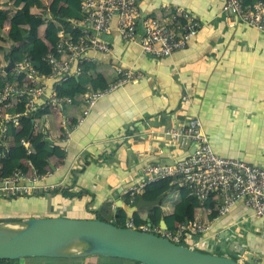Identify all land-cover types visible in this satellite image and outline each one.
I'll return each instance as SVG.
<instances>
[{
    "label": "crops",
    "instance_id": "1",
    "mask_svg": "<svg viewBox=\"0 0 264 264\" xmlns=\"http://www.w3.org/2000/svg\"><path fill=\"white\" fill-rule=\"evenodd\" d=\"M44 2L48 5L51 0ZM224 2L140 0L142 18L157 14L163 4H172L195 12L202 21L203 28L188 46L166 57L145 54L139 38L126 41L115 29L102 36L112 50L88 52L92 60L83 65L81 75L96 80L98 87L89 83L85 93L114 84L118 80V66L143 76L112 89L87 113L85 93L82 98H74L75 102L72 98L73 103L67 102L62 109H49L50 106L38 109L36 125L32 122L30 127L33 134L46 128L47 136L66 150L64 157H47L41 165L53 170L48 181H62L64 185L56 192L43 193L40 198L35 194L24 197L19 208L26 210L27 206V211L36 213L33 216L81 219L95 218L96 212L101 211L112 220L117 209L123 208L116 206L119 201L130 206L137 203L130 201L125 190L142 184L147 165L160 163L162 158L179 159L183 155L185 149L171 142L166 131L187 124L193 117L202 121L203 131L218 154L264 167V33L240 22L235 15L224 13ZM27 6L34 12L47 8L40 7V0H33ZM49 10L51 12V8ZM52 18L51 12L46 19ZM69 19H75H67L72 30L79 31ZM61 31L68 38H78L80 34L75 31L77 37L66 36L65 31ZM50 41L47 38L45 43L48 49L52 47ZM6 47L7 54L11 46ZM35 51L39 53L38 45ZM46 100L45 97L40 103L43 105ZM27 128L24 127L22 133L27 132ZM68 131L69 139L63 141V134ZM13 150L17 156L12 158H19L27 165L28 155L23 149ZM38 155V158L47 156V152ZM173 179L156 189L143 188L137 197L143 195L148 200L163 197L160 203L168 214L183 192V189L172 191L171 187L179 182ZM81 191L82 197L71 196ZM210 198L216 203V211L212 207H199L194 211L193 219L210 221L212 225L209 233L197 237L200 249L246 262L245 254L240 253L245 250L252 253L254 264H264L262 219L242 200L228 213L220 215L217 211L219 195ZM149 207L136 211L147 223ZM83 213L85 216H78ZM160 224L168 227L164 215ZM31 258H21L22 261L15 264L39 263ZM100 261L101 264H120L98 258L75 263L99 264Z\"/></svg>",
    "mask_w": 264,
    "mask_h": 264
},
{
    "label": "built area",
    "instance_id": "2",
    "mask_svg": "<svg viewBox=\"0 0 264 264\" xmlns=\"http://www.w3.org/2000/svg\"><path fill=\"white\" fill-rule=\"evenodd\" d=\"M139 2L140 0H82L80 7L84 18L69 19L73 28L80 31L78 38L65 37L61 31L59 39L51 40L52 47L45 53L0 60V196L56 192L64 185L62 181H48L54 174L51 168L37 169L29 160L28 169L17 168L13 173H4L7 166L3 162L13 155L17 142L26 155L34 151L32 129H25L27 132L17 138L11 133V128L20 133L30 123L36 125L35 114L41 107L62 109L67 102H72L70 97H60L58 90L63 82L82 74L83 65L92 60L87 55L90 50H112L111 45L102 38L103 35L115 29L126 41H134L142 36L138 41L145 54L166 57L186 48L203 28L202 21L195 12L172 4H163L160 12L144 18L142 23ZM222 11L235 15L240 22L264 33V0H225ZM114 19L115 27L112 26ZM142 24L144 30L140 35ZM11 60L14 66L7 70ZM116 72L118 80L114 84L85 93L86 113L112 89L143 76L120 66L116 68ZM9 75L15 79L10 80ZM45 97L47 100L42 105L40 102ZM14 108L15 112L12 111ZM82 121L83 118L79 120ZM47 132L46 128L41 129L45 137ZM166 134L171 142L185 151L195 145V152L174 165L159 162L147 165L142 184L125 190L130 201L134 202L141 189L148 185L176 178L199 198L201 204L210 197L219 195L217 211L220 215L228 213L237 201L242 200L262 219L264 236V167L218 154L204 133L202 121L198 117H193L187 124L168 129ZM69 135L68 131L62 140H68ZM54 144L59 143L53 142L51 145ZM64 151L66 152L65 149ZM126 227L157 234L178 245L187 243L188 247L200 250L201 242L197 237L209 233L212 225L210 222L189 219L176 230H171L152 223L137 225L132 217L128 218Z\"/></svg>",
    "mask_w": 264,
    "mask_h": 264
},
{
    "label": "water",
    "instance_id": "3",
    "mask_svg": "<svg viewBox=\"0 0 264 264\" xmlns=\"http://www.w3.org/2000/svg\"><path fill=\"white\" fill-rule=\"evenodd\" d=\"M144 18H141L142 23ZM115 23L116 19L113 20V27ZM142 30H144L143 24ZM13 66L14 63L11 60L7 70ZM45 139L47 142H53L47 136ZM195 148V145L191 146L179 159L162 158L160 163L174 165L184 161L195 152ZM162 198L148 200L140 195L133 206L124 204L122 201H119L116 206L123 207L128 218H134L136 211L145 206L159 204ZM114 216L116 217V212ZM163 228L168 229L167 226ZM240 253L245 254L246 262L232 256L178 245L154 233L120 227L94 218L33 216L0 221V259L105 256L138 261L143 264H254L252 253L245 250Z\"/></svg>",
    "mask_w": 264,
    "mask_h": 264
},
{
    "label": "trees",
    "instance_id": "4",
    "mask_svg": "<svg viewBox=\"0 0 264 264\" xmlns=\"http://www.w3.org/2000/svg\"><path fill=\"white\" fill-rule=\"evenodd\" d=\"M3 2L0 3V50L3 49V43L11 40L13 44L10 47L9 52L3 55V60L6 61V58H23L27 54L37 55L39 53H45L48 48L45 46V43H42L39 39V29L42 26H45V35L46 38L50 40H57L58 33L61 30L65 31L66 36H70L74 34L77 37L78 30H72L71 24L68 23L67 19H77L82 20L84 18L83 12L80 10L81 0H51V12L53 13V18L51 20H47L45 17L41 15V13L34 12L32 9L28 8V3L33 0H1ZM40 7L45 8L46 4L44 0H40ZM26 12V13H25ZM12 15H11V14ZM79 32V31H78ZM18 36L20 37L18 40ZM37 45L39 46V53L36 50ZM8 78L10 80H14L15 77L9 75ZM96 80L92 78H87L85 75H80L79 77L71 78L69 81L63 83L62 87L60 88L58 95L61 97H71L73 98V102H75L74 98L77 96L81 97L87 91V85L91 83L94 87H98ZM1 84V80H0ZM97 90V89H95ZM72 102V103H73ZM85 103V101H84ZM23 109V106H21ZM51 109V107H49ZM13 112L16 109H12ZM40 113V112H39ZM41 114V113H40ZM38 117V114H35ZM42 116V115H41ZM40 116V117H41ZM29 127L26 130H29ZM15 128H11V133L15 134L17 138L22 135V131L20 133H16ZM65 134H63V137ZM32 137V145L34 148L33 153L28 155V160L32 162V164L37 168L40 169L43 167L41 162L46 160L47 157H54L57 156L62 158L65 156L66 152L63 150V147L54 144L51 145L49 142L46 141L45 135L38 131L36 134L31 133ZM14 149H21L19 142ZM23 151V150H22ZM46 151V155H42L40 158L38 153ZM24 152V151H23ZM13 150V155L10 158L4 160V165L7 166V170H4V173L13 171L17 168L28 169L27 165L20 161L19 158H12L16 157ZM50 166H48L49 168ZM173 178L164 179L158 183H154L148 185V189H156L164 184H167L170 181H173ZM57 181V180H56ZM172 191L174 190H182V198L178 199L174 204L173 209L168 213L165 214L161 203L150 206L149 208V217L150 223L153 225H161L160 220L162 215H164L166 223L168 225V229L176 230L181 224L185 223L189 219L194 218V211L199 207H212L216 211V203L215 201H210L207 199L204 204L200 203L199 198L190 191L184 183L181 181L177 182V184L171 187ZM69 192V191H67ZM45 194V193H44ZM34 196H38L39 198L43 196L42 193L35 194ZM72 197H82L83 192H78L77 194H71ZM26 196H0V210H10L8 212L0 211V214L7 215L8 218H20V217H30L36 213H31L26 206V210L19 208L24 203L23 200ZM139 196L137 199L132 202L136 203L138 201ZM22 200V201H19ZM27 204V201H26ZM216 214V213H213ZM97 215L94 219H100L102 221L111 222L120 227H126L128 217L126 211L123 208L117 209L116 217L112 220L106 218L101 211H97ZM192 217V218H191ZM134 221L137 225L146 224L147 220L142 218L139 212H136L134 215ZM210 222V221H204ZM187 246V243H183ZM49 258V259H48ZM93 258L98 259H106L109 262L113 263H120V264H143L138 261L116 258V257H105V256H93V257H84V258H60V257H33L31 259L39 261L37 264H73L79 261H88ZM22 261L21 259L11 260V259H0V264H15L17 262ZM77 264V263H75Z\"/></svg>",
    "mask_w": 264,
    "mask_h": 264
},
{
    "label": "rangeland",
    "instance_id": "5",
    "mask_svg": "<svg viewBox=\"0 0 264 264\" xmlns=\"http://www.w3.org/2000/svg\"><path fill=\"white\" fill-rule=\"evenodd\" d=\"M48 5L46 9L44 10H40V8H38V12L40 11V13L42 14L43 17L45 18H50L51 16V12H50V8H51V2H47ZM35 11V10H34ZM39 39L40 41H42L43 43H46L47 42V38H46V35H45V26H42L40 29H39ZM2 43V41H0V44ZM13 42H11V40H8L7 42L3 43V49L0 50V60H3V55H5V52L7 51V47L6 45H10L12 44ZM67 215V214H66ZM78 216H85L84 213L83 214H78ZM97 215H95L96 217ZM14 218H8L7 215H4V214H0V221H4V220H12ZM76 219H79V218H76ZM202 250V249H200ZM30 259V257H25L24 259ZM49 259V258H48ZM99 264L102 263V261L98 262Z\"/></svg>",
    "mask_w": 264,
    "mask_h": 264
},
{
    "label": "clouds",
    "instance_id": "6",
    "mask_svg": "<svg viewBox=\"0 0 264 264\" xmlns=\"http://www.w3.org/2000/svg\"><path fill=\"white\" fill-rule=\"evenodd\" d=\"M43 168H46V169H48V166L47 167H43ZM50 168V167H49Z\"/></svg>",
    "mask_w": 264,
    "mask_h": 264
}]
</instances>
